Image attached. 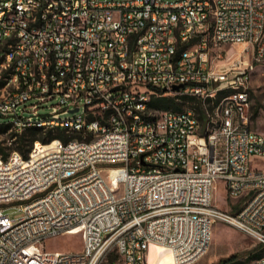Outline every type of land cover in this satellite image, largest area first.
<instances>
[{
	"label": "built area",
	"instance_id": "obj_1",
	"mask_svg": "<svg viewBox=\"0 0 264 264\" xmlns=\"http://www.w3.org/2000/svg\"><path fill=\"white\" fill-rule=\"evenodd\" d=\"M260 64L264 0H0V117L16 134L67 137L0 156V264H105L112 251L148 264L151 246L194 264L218 222L264 247V169L251 161H264V135L248 116ZM164 88L200 100L204 121L149 109ZM219 181L245 198L236 213L213 203ZM74 231L80 252L45 251Z\"/></svg>",
	"mask_w": 264,
	"mask_h": 264
},
{
	"label": "rangeland",
	"instance_id": "obj_2",
	"mask_svg": "<svg viewBox=\"0 0 264 264\" xmlns=\"http://www.w3.org/2000/svg\"><path fill=\"white\" fill-rule=\"evenodd\" d=\"M242 48L243 45L233 46V50L235 51H239ZM226 49H228L227 46L222 49L217 48L214 52ZM250 88L252 101L248 112L249 127L253 131L264 135V64L258 65L253 72ZM159 96L161 95L156 91V94H151V99L152 97L157 98ZM162 96L175 98L179 104L183 105V109H189L191 105L197 104V102L191 100V97L175 95L169 91ZM210 107L211 105L206 106L207 109H210ZM73 115L68 114L66 116ZM8 121V117H0V126L2 123ZM13 135L14 131L10 128L4 129L0 127V146L5 148L7 152L10 151L9 148L14 147L12 143ZM251 161L253 167L264 169V161L255 157ZM102 176L106 183L112 186L108 175L103 173ZM244 201L245 198L231 199L227 197L222 182L219 181L215 184L213 189V203L219 208L230 213H236L242 207ZM6 214L11 219L23 216V213L17 210L16 207L7 209ZM44 245L46 252H80L83 249L82 233L81 231H74L73 233L49 238L44 241ZM262 255H264V247L255 239L232 226L218 222L212 225L211 239L206 253L194 264H221V261L231 258L233 261L226 264H253L254 260ZM105 264H121V261L118 255L112 251L108 255ZM148 264H169L165 250L158 247H150Z\"/></svg>",
	"mask_w": 264,
	"mask_h": 264
},
{
	"label": "trees",
	"instance_id": "obj_3",
	"mask_svg": "<svg viewBox=\"0 0 264 264\" xmlns=\"http://www.w3.org/2000/svg\"><path fill=\"white\" fill-rule=\"evenodd\" d=\"M158 94L161 95L159 97H152L150 103H149V109H159V110H173L178 111L183 109V105L179 104L175 100V98H169L164 95V92L161 90H157ZM186 97V96H183ZM191 100L193 102H197V104L191 105L190 109H192L195 114L199 117L201 121H204V115L205 111L203 108V105L200 100L196 98H192ZM1 128L8 129L10 126L6 123H2ZM61 138L62 140L66 141L67 137L63 135L62 131L60 129H57L55 131L52 130H42L41 128H30L25 131H23L20 134L14 133L12 136L14 144L13 148H9L10 151H6L5 148L0 146V156L5 159L11 151H17L19 152L23 157H27L29 152L31 151V148L33 147L34 143L36 141H39L41 143H47L50 140L54 138ZM233 259H227L224 261H221V264H226L232 262Z\"/></svg>",
	"mask_w": 264,
	"mask_h": 264
},
{
	"label": "bare ground",
	"instance_id": "obj_4",
	"mask_svg": "<svg viewBox=\"0 0 264 264\" xmlns=\"http://www.w3.org/2000/svg\"><path fill=\"white\" fill-rule=\"evenodd\" d=\"M151 247H158V246H151ZM158 248H160V249H164V248H161V247H158ZM165 250V252H166V254H167V258H168V263L169 264H172V257H171V254H170V252L168 251V250H166V249H164ZM156 251V250H155Z\"/></svg>",
	"mask_w": 264,
	"mask_h": 264
},
{
	"label": "water",
	"instance_id": "obj_5",
	"mask_svg": "<svg viewBox=\"0 0 264 264\" xmlns=\"http://www.w3.org/2000/svg\"><path fill=\"white\" fill-rule=\"evenodd\" d=\"M181 87H182V85H180V86H173L171 90H172L173 92H175V91H179V89H180ZM116 89H118V88H116ZM167 91H168V90H167L166 88L163 89V92H167Z\"/></svg>",
	"mask_w": 264,
	"mask_h": 264
}]
</instances>
